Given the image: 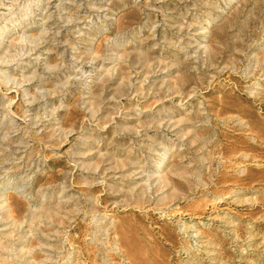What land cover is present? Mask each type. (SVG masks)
<instances>
[{
  "label": "rangeland",
  "instance_id": "374dc122",
  "mask_svg": "<svg viewBox=\"0 0 264 264\" xmlns=\"http://www.w3.org/2000/svg\"><path fill=\"white\" fill-rule=\"evenodd\" d=\"M0 264H264V0H0Z\"/></svg>",
  "mask_w": 264,
  "mask_h": 264
}]
</instances>
